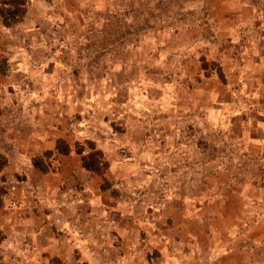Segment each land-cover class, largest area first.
<instances>
[{"label":"rangeland","instance_id":"rangeland-1","mask_svg":"<svg viewBox=\"0 0 264 264\" xmlns=\"http://www.w3.org/2000/svg\"><path fill=\"white\" fill-rule=\"evenodd\" d=\"M86 142L106 181L82 166ZM245 188L264 192V0H29L19 23L0 17V264L117 244L92 189L152 264V230Z\"/></svg>","mask_w":264,"mask_h":264},{"label":"crops","instance_id":"crops-1","mask_svg":"<svg viewBox=\"0 0 264 264\" xmlns=\"http://www.w3.org/2000/svg\"><path fill=\"white\" fill-rule=\"evenodd\" d=\"M22 63L18 64L17 73H26L24 70L28 65ZM235 195L230 194L228 198L216 195L209 217L205 218V212H194L190 217L180 210L179 221H171L161 230H152V248L158 253L157 260H152V264H264V192L261 189L252 194L250 189L245 188L235 192ZM106 198L94 189L90 190L87 199L89 217L95 219L99 214L103 215L104 224L100 228L107 233L114 230L118 242L114 245L108 239L98 243L92 237L87 239L88 244L80 240L82 245L87 244L85 249H89L84 255L85 263L148 264L131 258L139 251L137 244L129 240L134 230H126L128 226L123 225L125 216L119 202L107 205V201L104 202ZM162 211L165 215L166 211ZM112 215H116L117 219ZM88 225L91 230L95 229L93 223ZM55 241L52 237L41 248L54 255L57 249ZM71 242L74 240L67 244L68 249L76 244L70 247Z\"/></svg>","mask_w":264,"mask_h":264},{"label":"trees","instance_id":"trees-1","mask_svg":"<svg viewBox=\"0 0 264 264\" xmlns=\"http://www.w3.org/2000/svg\"><path fill=\"white\" fill-rule=\"evenodd\" d=\"M29 0H0V17L2 24L5 27H11L19 23L26 14ZM90 146V152L83 155L82 152H78L81 155L82 166L93 174L100 176L104 181V175L109 169V162L105 158L104 153L95 147L92 142H86ZM57 152L61 155H67L69 153L68 146H60L56 148ZM37 169L40 167L35 164ZM43 171V170H42ZM1 233V232H0ZM2 234H0V242L2 241Z\"/></svg>","mask_w":264,"mask_h":264}]
</instances>
